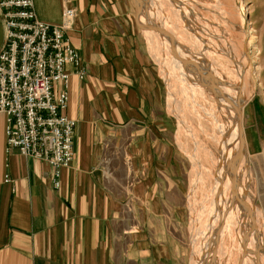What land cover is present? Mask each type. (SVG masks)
Here are the masks:
<instances>
[{
    "label": "crops",
    "instance_id": "obj_1",
    "mask_svg": "<svg viewBox=\"0 0 264 264\" xmlns=\"http://www.w3.org/2000/svg\"><path fill=\"white\" fill-rule=\"evenodd\" d=\"M67 1L76 12L67 36L88 70L85 80L71 77L62 113L77 122L74 159L56 189L47 162L7 152L0 114V264H163L145 212L131 223L123 187L111 178L128 170L113 168V159H150L160 149L168 126L162 85L129 0H34L36 14L59 24ZM5 43L0 11V53Z\"/></svg>",
    "mask_w": 264,
    "mask_h": 264
},
{
    "label": "rangeland",
    "instance_id": "obj_2",
    "mask_svg": "<svg viewBox=\"0 0 264 264\" xmlns=\"http://www.w3.org/2000/svg\"><path fill=\"white\" fill-rule=\"evenodd\" d=\"M129 1L130 19L137 27L148 60L162 85L163 120L168 126L162 133L160 149L151 154L152 159L136 160L131 153L129 157L124 155L122 160L112 161L113 168L122 167L129 170L125 176L119 175L116 171L111 176L115 186L123 187L121 194L126 215L130 217L132 223V219L137 214L142 216L143 211L145 212L146 229L155 231L156 240L164 247L161 251L163 264H167L166 261L171 262L170 264H204L198 254V248L204 247L205 250L209 244L211 236L206 227L216 220L219 209L217 203L219 184L227 177L223 174L226 175V172L228 174L230 168H227L223 174L216 168V163L221 160L218 150L210 138L198 132L197 122L192 121L190 117L191 104L185 98L191 84L188 81L190 77L188 73L194 70L198 73V68L192 69L186 66L184 70V63L180 64L177 58L170 59L168 48H163L161 40H157L158 37L154 36L158 32L163 34L164 29L163 24L160 23L162 14L158 11L167 18L166 26H173L174 11L185 18L183 22L186 26L189 24L186 22L188 19L198 27L211 32L213 36L216 35L217 39L225 41L232 49L228 56L245 55L240 61L245 63L250 96L241 109V131L245 147L250 151L249 168L252 172L250 189L256 196V206L261 213L259 220L263 232V246L257 253L261 263L258 261L256 264H262L264 262V0H165L166 4H163L162 0ZM153 2L157 4L156 7H153ZM174 23L179 22L174 21ZM241 27L245 32L244 38ZM252 33L257 45V61L254 59ZM241 48L244 51L240 50ZM174 49L177 50V47ZM228 56L226 59L231 58ZM184 58L188 57L184 56ZM169 59L173 64L171 71ZM231 70L232 81L225 74H222V77L230 82L233 89L238 72L236 68ZM210 72L214 73L212 70ZM192 129H197L198 140L201 143L198 149V162L193 159L197 149L188 131ZM202 144L206 145L207 149H204ZM144 170H148L150 174L147 172L141 174ZM138 209L139 213H137ZM200 230L203 232L201 233ZM235 246L236 243H225L220 249L221 254L219 253L215 264H244L246 252L243 250V253L239 252L237 256L233 251ZM245 262L252 264L248 263L247 259Z\"/></svg>",
    "mask_w": 264,
    "mask_h": 264
},
{
    "label": "bare ground",
    "instance_id": "obj_3",
    "mask_svg": "<svg viewBox=\"0 0 264 264\" xmlns=\"http://www.w3.org/2000/svg\"><path fill=\"white\" fill-rule=\"evenodd\" d=\"M162 1L163 4H166L165 0ZM156 5L153 2V7ZM158 12L162 14L160 23L163 24L164 29L163 34L158 32L154 36L158 37L157 40H161L163 48H168L170 59L177 58L180 64L184 63V70L187 67L192 69L196 67L199 70L198 73L194 70L188 73L189 75L187 74L190 76L188 81L191 84L185 98L191 104L190 117L192 121L197 122L198 132L210 138L218 150L221 160L216 163V168L222 174L227 171V168H230L229 175L227 172L226 175L223 174L227 177L219 184L220 192L217 198L219 209L216 220L212 225L206 227L211 236L209 244L205 250L204 247H199L198 254L204 264H215L222 246L225 243H236V246L233 247L235 254L239 256V252L243 253L244 250L248 263L256 264L260 260H258L260 257L257 253L263 246V232L259 220L261 213L256 206V196L250 189L252 183V172L249 168L250 151L245 147L241 131V109L250 96L245 63L240 61V58H245V55L237 57L236 54H232L233 56L229 55L230 59H226L232 49L227 46L225 41L217 39L216 35L213 36L211 32H207L203 27H198L188 19L186 22L189 24L186 26L183 22L185 18L174 11L173 26H166L167 18L162 12ZM174 21L179 23H174ZM242 27L240 30H242L241 34L244 38L245 32ZM252 40L254 59L256 60L257 45L253 33ZM173 47H177V50ZM210 50L215 54L213 55ZM240 50L244 51L243 48ZM184 56L188 58L185 59ZM217 57L220 59L219 61ZM169 63L171 71L173 64L171 61ZM232 68H236L238 72L235 76L233 89L230 82L222 77V74H225L232 81ZM209 69L214 73H211ZM188 131L197 149L193 159L198 162V149L201 145L197 136L198 132L197 129ZM202 146L207 149L206 145L202 144ZM245 259L244 264H246Z\"/></svg>",
    "mask_w": 264,
    "mask_h": 264
},
{
    "label": "built area",
    "instance_id": "obj_4",
    "mask_svg": "<svg viewBox=\"0 0 264 264\" xmlns=\"http://www.w3.org/2000/svg\"><path fill=\"white\" fill-rule=\"evenodd\" d=\"M68 2L61 22L49 24L38 18L34 0H0L6 31L0 53V114L6 117L7 152L47 162L56 189L74 159L77 122L62 114L69 103L70 79L88 76L67 36L76 20ZM54 84L61 85L57 93Z\"/></svg>",
    "mask_w": 264,
    "mask_h": 264
}]
</instances>
